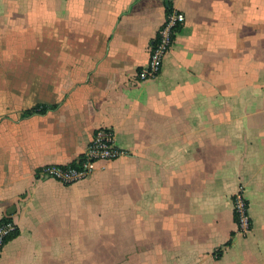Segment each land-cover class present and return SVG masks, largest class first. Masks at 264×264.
<instances>
[{
  "label": "crops",
  "instance_id": "1",
  "mask_svg": "<svg viewBox=\"0 0 264 264\" xmlns=\"http://www.w3.org/2000/svg\"><path fill=\"white\" fill-rule=\"evenodd\" d=\"M172 9L186 21L138 82ZM101 127L122 157L70 185L39 176ZM5 216L0 264H264V0H0Z\"/></svg>",
  "mask_w": 264,
  "mask_h": 264
},
{
  "label": "built area",
  "instance_id": "2",
  "mask_svg": "<svg viewBox=\"0 0 264 264\" xmlns=\"http://www.w3.org/2000/svg\"><path fill=\"white\" fill-rule=\"evenodd\" d=\"M186 17L182 12L172 9L159 30L151 47L148 65L137 73V81L144 82L157 78L163 69L166 57L171 51L179 28L185 23ZM125 154L117 145L115 134L111 128H98L83 156L70 165H48L39 170L41 178H49L65 185L74 184L87 179L101 162L116 160ZM233 212L237 232L248 234L252 223L249 214V203L243 191L233 198ZM17 224L9 216L0 221V261L4 249L11 237L17 233Z\"/></svg>",
  "mask_w": 264,
  "mask_h": 264
},
{
  "label": "trees",
  "instance_id": "3",
  "mask_svg": "<svg viewBox=\"0 0 264 264\" xmlns=\"http://www.w3.org/2000/svg\"><path fill=\"white\" fill-rule=\"evenodd\" d=\"M73 165L75 166V163H73ZM17 236V233H15L12 237H11V240L13 239V238H15Z\"/></svg>",
  "mask_w": 264,
  "mask_h": 264
}]
</instances>
